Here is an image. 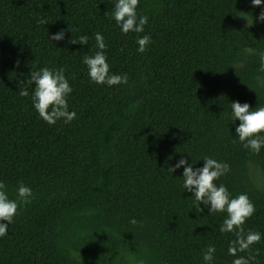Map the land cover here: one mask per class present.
Masks as SVG:
<instances>
[{
    "label": "trees",
    "instance_id": "obj_1",
    "mask_svg": "<svg viewBox=\"0 0 264 264\" xmlns=\"http://www.w3.org/2000/svg\"><path fill=\"white\" fill-rule=\"evenodd\" d=\"M114 0H0V182L9 199L23 183L30 202L18 206L0 237V264H231L221 234L225 213L209 215L183 193L180 158L229 165L215 183L230 198L247 194L255 207L241 226L261 240L238 256L264 264V147L244 149L234 138L230 103L264 106L262 7L250 0H138L144 32L122 34ZM45 19L46 24L38 23ZM253 20V23H252ZM248 22V23H247ZM63 29L62 41L48 36ZM101 33L112 74L126 84L89 81L82 63ZM148 34L145 52L137 36ZM88 36V45L71 44ZM64 69L73 89L70 124L48 125L19 95L30 71ZM236 124L239 121L235 122ZM131 218L137 224L129 223ZM6 223V222H5Z\"/></svg>",
    "mask_w": 264,
    "mask_h": 264
},
{
    "label": "clouds",
    "instance_id": "obj_2",
    "mask_svg": "<svg viewBox=\"0 0 264 264\" xmlns=\"http://www.w3.org/2000/svg\"><path fill=\"white\" fill-rule=\"evenodd\" d=\"M252 7L264 6V0H250ZM138 0H114L112 7V19L122 34L130 32L140 34L144 32V26L148 23V17L137 14ZM257 22H264V7L257 16ZM40 24L48 23L45 19L38 20ZM248 23V22H247ZM253 23V20H252ZM65 31L58 30L55 34L48 36L50 41L59 43L64 39ZM95 47L97 51L89 56L85 55L82 63L87 68L89 81L96 85H106L108 87L126 84L128 77L126 74L110 73V66L105 55L106 45L101 33L94 34ZM89 37L79 36L71 44L79 43L81 46L88 45ZM136 51L145 52L151 43L148 34L137 36ZM246 54H255L259 60V72L264 73V50L256 52L252 48L244 49ZM264 79V78H261ZM28 87L32 88L31 103L38 117L48 125H55L58 121L70 124L76 118L75 111H69L68 97L73 89L69 85L68 79L64 75V69L56 70L48 67L30 71L26 82L19 84V95L28 96ZM230 120L234 125V138L241 143L244 149L259 153L264 147V106H255V110L250 109L248 103L233 101L230 103ZM239 121L238 124L235 122ZM203 166L194 168L195 164L185 158H180L174 165L168 166L166 171L172 176L174 172L182 169V189L183 193H191V199L197 202V211L204 209L199 205L203 204L209 215L213 213H225V218L220 223L218 230L221 234L234 233L235 239L229 241L227 248L228 255L234 257L231 264H252L253 257L238 256V252L248 250L253 244L261 240V233L248 230L241 226L246 219L251 217L255 207L249 200L247 194H240L230 198L227 188L223 184H217L220 177L229 172L227 163L219 162L210 157H203ZM32 190L23 183L16 187V199H9L5 191V185L0 182V237L7 234L9 226L13 222V217L17 213L19 205L30 202ZM6 222V223H5ZM129 223L135 225L137 220L131 218ZM216 249L210 245L202 252L203 264H213Z\"/></svg>",
    "mask_w": 264,
    "mask_h": 264
}]
</instances>
